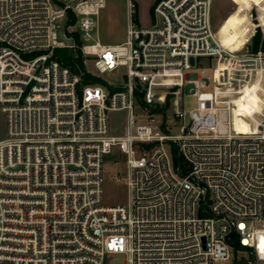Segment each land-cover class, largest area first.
<instances>
[{"label":"built area","instance_id":"2783aa9c","mask_svg":"<svg viewBox=\"0 0 264 264\" xmlns=\"http://www.w3.org/2000/svg\"><path fill=\"white\" fill-rule=\"evenodd\" d=\"M107 1L0 0V264H112L116 253L125 264H264V132L233 130L264 50H229L214 0H158L150 25L128 0L126 39L104 43ZM70 13L88 71L124 82L82 84L54 57L75 47L58 32ZM113 110L128 112L119 135ZM115 148L128 201L108 205L103 165Z\"/></svg>","mask_w":264,"mask_h":264},{"label":"rangeland","instance_id":"374dc122","mask_svg":"<svg viewBox=\"0 0 264 264\" xmlns=\"http://www.w3.org/2000/svg\"><path fill=\"white\" fill-rule=\"evenodd\" d=\"M134 8L136 3L132 0ZM142 23L150 25L154 20V13L150 9V0H140ZM243 0H214L212 10V23L214 29L219 32V29L225 22L229 14L238 9ZM115 5L116 17L118 24L110 27L108 21L110 19L112 6ZM260 8L257 6L250 10L251 20L254 24L253 30L249 33L248 17L241 16L236 20V23L229 21L225 31L226 40L229 49L232 51L252 52L258 49L264 50V25L260 20ZM128 0H108L106 7L100 14V37L103 42L116 43L125 39L127 24L129 21L128 15ZM135 17V13H134ZM139 23V21H137ZM61 28H59V37L67 44H73L75 47L81 48L82 39L77 30L76 21L70 17L68 28L66 30L65 19L60 20ZM140 24V23H139ZM260 29L261 41L258 47H255L253 38ZM71 37V38H70ZM78 38L80 42H78ZM204 60V59H203ZM203 65V63L201 64ZM214 66V63L212 64ZM87 67L89 70H94L92 60L88 61ZM211 71L208 72L210 74ZM107 82H124L118 73H108L101 76ZM259 81L254 79L249 85L241 91V95L235 99V119L234 129L237 132L256 133L264 130V71L259 74ZM192 85H188L185 89L183 98V109L189 111L196 106V98L189 94ZM135 113H141V109L136 104ZM128 120V112L126 110H113L109 112V123L112 134L119 135L125 132ZM173 125V124H172ZM174 132H178V127L173 126ZM7 125L6 115L0 105V139L6 137ZM104 203L108 205L123 204L128 201V192L123 180H117L118 176L124 175V162L121 160L119 150L115 148L112 153L105 156L104 165ZM126 255L124 253H116L111 257L112 264H125Z\"/></svg>","mask_w":264,"mask_h":264},{"label":"trees","instance_id":"16d2710c","mask_svg":"<svg viewBox=\"0 0 264 264\" xmlns=\"http://www.w3.org/2000/svg\"><path fill=\"white\" fill-rule=\"evenodd\" d=\"M134 13H135V19L138 21L136 12L134 11ZM70 17L73 19V21H76V16L73 13H70ZM261 38H262L261 31L259 29L253 38L256 48L258 47ZM78 42H80L79 38H78ZM54 57L58 59L63 65L69 67L74 73L80 74L82 77V84L97 83L106 86L108 85V82L104 78H102L101 76L93 75L91 72L88 71L86 65L84 64V58L80 48L78 49L77 47L57 48L54 52ZM137 96L138 99H140L142 95L141 93L137 92ZM172 152H173V161L175 166L176 167L179 166L184 171H186V168L184 167V158L178 153V149L175 146L172 148Z\"/></svg>","mask_w":264,"mask_h":264},{"label":"crops","instance_id":"0c3cea01","mask_svg":"<svg viewBox=\"0 0 264 264\" xmlns=\"http://www.w3.org/2000/svg\"><path fill=\"white\" fill-rule=\"evenodd\" d=\"M134 1L136 3V7H135L134 11L136 12L137 19H138V21H139V23L141 25H145V24L142 23V18H141V11L142 10H141V7H140L141 4L139 2L140 0H134ZM157 2H158V0H150V2H149L150 3V5H149L150 9H151V11L153 13H154V6H155V4ZM254 6L255 7L257 6L258 8H260V13H259L260 14V20H261V23L264 25V0H243V3H240L238 9L228 15V17L226 18L225 22L223 23V25L221 26V28L219 29V32H218V36L220 37V40L222 41V43L226 44V46L228 48H229L228 44L230 42L228 40H226V37H225L226 28H228L229 25L231 24L230 23L229 25H227L228 22L231 21L233 23L234 22L236 23V20L239 17L246 16V17L249 18V19H247L248 20L247 24H248V29H249V33H250L253 30V22L251 20L250 10ZM112 8H113L112 11H111L112 13H111L110 19L108 21V23H109L111 28L119 23L118 22V18L116 17V10L117 9L115 8V5L112 6ZM99 37H100V17H99ZM100 39H101V37H100ZM125 39H126V36H125ZM104 43H109V42H104ZM116 43H120V42H116ZM256 80L259 81L258 78Z\"/></svg>","mask_w":264,"mask_h":264},{"label":"bare ground","instance_id":"6f19581e","mask_svg":"<svg viewBox=\"0 0 264 264\" xmlns=\"http://www.w3.org/2000/svg\"><path fill=\"white\" fill-rule=\"evenodd\" d=\"M224 44V43H223ZM226 46V44H224ZM227 47V46H226ZM228 48V47H227ZM229 49V48H228ZM230 50V49H229ZM232 51V50H231ZM264 71V69H263ZM259 78V76L257 77ZM234 119H235V112H234ZM233 130L236 132V133H239V134H246V135H250V134H256V133H260V132H264V130H260V131H257L256 133H243V132H237L235 129H234V126H233Z\"/></svg>","mask_w":264,"mask_h":264},{"label":"water","instance_id":"95a60500","mask_svg":"<svg viewBox=\"0 0 264 264\" xmlns=\"http://www.w3.org/2000/svg\"><path fill=\"white\" fill-rule=\"evenodd\" d=\"M191 62L194 63V58L191 59Z\"/></svg>","mask_w":264,"mask_h":264}]
</instances>
